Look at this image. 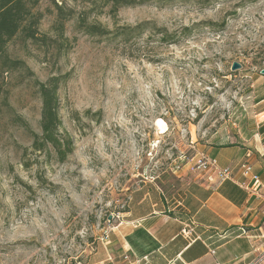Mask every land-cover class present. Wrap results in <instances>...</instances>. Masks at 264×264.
I'll list each match as a JSON object with an SVG mask.
<instances>
[{
    "label": "rangeland",
    "instance_id": "1",
    "mask_svg": "<svg viewBox=\"0 0 264 264\" xmlns=\"http://www.w3.org/2000/svg\"><path fill=\"white\" fill-rule=\"evenodd\" d=\"M42 0L38 41L22 36L0 59V264H89L144 182L165 194L209 148L256 128L264 95V0ZM105 36L84 33L81 23ZM154 24L124 39V27ZM236 64L239 69L233 71ZM61 78L60 163L33 151L36 83ZM158 122H161L160 127ZM162 127V128H161ZM241 131V132H240ZM245 138V134L242 135Z\"/></svg>",
    "mask_w": 264,
    "mask_h": 264
},
{
    "label": "crops",
    "instance_id": "2",
    "mask_svg": "<svg viewBox=\"0 0 264 264\" xmlns=\"http://www.w3.org/2000/svg\"><path fill=\"white\" fill-rule=\"evenodd\" d=\"M254 107V130L206 151L230 168L228 179L192 172L170 194L144 182L129 193L104 259L89 264H264V99ZM186 225L200 240L182 238Z\"/></svg>",
    "mask_w": 264,
    "mask_h": 264
},
{
    "label": "trees",
    "instance_id": "3",
    "mask_svg": "<svg viewBox=\"0 0 264 264\" xmlns=\"http://www.w3.org/2000/svg\"><path fill=\"white\" fill-rule=\"evenodd\" d=\"M42 0H0V59L6 64L9 63L5 57L6 46L13 39L22 36L25 40L32 42L38 41L37 29L42 19V14L37 8ZM60 13V7L55 4L54 0H50ZM114 9L121 6H132V0H112ZM86 35L105 36L113 32H106L99 26L81 23L80 26ZM161 34V42L167 45L177 44L181 38L189 35L190 29L184 28L177 35L163 36V31L156 28L154 24L142 23L135 27H124L119 35H124V39L139 37L146 30ZM61 85V78H51L45 83H36L37 93L41 102L39 130L40 133L30 132L31 147L33 151L51 153L56 160L63 163L73 151L72 139L63 131L62 122L59 115L60 101L58 91ZM264 97L257 98L259 102ZM234 144H225L220 148H229ZM218 148V147H217Z\"/></svg>",
    "mask_w": 264,
    "mask_h": 264
},
{
    "label": "built area",
    "instance_id": "4",
    "mask_svg": "<svg viewBox=\"0 0 264 264\" xmlns=\"http://www.w3.org/2000/svg\"><path fill=\"white\" fill-rule=\"evenodd\" d=\"M196 171L210 173V178L217 177L220 180L228 179L231 176L230 168H220L216 160L211 159L207 156H201V159L196 164ZM246 173L250 172L248 166H244ZM182 238L188 242H194L200 240V237L195 234L194 229L191 225H186L180 232Z\"/></svg>",
    "mask_w": 264,
    "mask_h": 264
},
{
    "label": "water",
    "instance_id": "5",
    "mask_svg": "<svg viewBox=\"0 0 264 264\" xmlns=\"http://www.w3.org/2000/svg\"><path fill=\"white\" fill-rule=\"evenodd\" d=\"M237 69H239V66L236 65V64H234V65L232 66V70L235 71V70H237ZM263 73H264V72H263Z\"/></svg>",
    "mask_w": 264,
    "mask_h": 264
},
{
    "label": "bare ground",
    "instance_id": "6",
    "mask_svg": "<svg viewBox=\"0 0 264 264\" xmlns=\"http://www.w3.org/2000/svg\"><path fill=\"white\" fill-rule=\"evenodd\" d=\"M160 125H161V122H158V126L160 127ZM162 128V127H161Z\"/></svg>",
    "mask_w": 264,
    "mask_h": 264
}]
</instances>
